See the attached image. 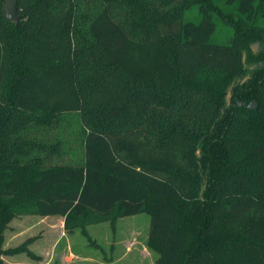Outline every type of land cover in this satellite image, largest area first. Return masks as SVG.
Returning a JSON list of instances; mask_svg holds the SVG:
<instances>
[{
    "label": "trees",
    "instance_id": "trees-1",
    "mask_svg": "<svg viewBox=\"0 0 264 264\" xmlns=\"http://www.w3.org/2000/svg\"><path fill=\"white\" fill-rule=\"evenodd\" d=\"M3 4L0 256L35 257L2 248L14 218L145 214L157 264H264V0Z\"/></svg>",
    "mask_w": 264,
    "mask_h": 264
},
{
    "label": "rangeland",
    "instance_id": "rangeland-1",
    "mask_svg": "<svg viewBox=\"0 0 264 264\" xmlns=\"http://www.w3.org/2000/svg\"><path fill=\"white\" fill-rule=\"evenodd\" d=\"M220 37L222 38V35ZM251 47L254 55L260 54L264 49V45L258 43H254ZM247 76L248 74L245 73L239 78V82L246 80ZM232 94L230 92L229 98L226 95L227 104L231 103ZM68 117L70 118L66 132L60 136L53 133L56 138L70 141V147L74 143L75 155L65 157L64 163L75 161L80 155L78 120L74 115ZM86 231L89 240L80 231L66 233L61 218L36 216L14 218L4 231L2 248L12 249L26 243V250L35 257L25 252L0 257L4 264H42L47 259L36 254L43 255L42 249L46 248L51 251L52 259L48 264H59L57 259L63 250L71 251L74 255L89 260L69 264H157L158 256L146 246L149 217L145 214L119 219L113 225L109 223L91 225Z\"/></svg>",
    "mask_w": 264,
    "mask_h": 264
},
{
    "label": "water",
    "instance_id": "water-1",
    "mask_svg": "<svg viewBox=\"0 0 264 264\" xmlns=\"http://www.w3.org/2000/svg\"><path fill=\"white\" fill-rule=\"evenodd\" d=\"M2 14L6 21L16 23L19 20V16L17 14V0H4V4L2 6ZM231 88L232 85L227 91V98H229L230 96ZM248 108L253 110L255 108V103L252 102Z\"/></svg>",
    "mask_w": 264,
    "mask_h": 264
},
{
    "label": "crops",
    "instance_id": "crops-1",
    "mask_svg": "<svg viewBox=\"0 0 264 264\" xmlns=\"http://www.w3.org/2000/svg\"><path fill=\"white\" fill-rule=\"evenodd\" d=\"M63 235V234H62ZM45 250L42 249V251L44 252V254H36V256H44L45 260L43 263L44 264H48L52 261L50 255H51V251L49 249L44 248ZM59 261V264H69V263H73L76 261H81V262H88L89 260L85 257H78L77 255H74L71 251L68 250H63L61 255L58 257L57 259ZM42 263V264H43Z\"/></svg>",
    "mask_w": 264,
    "mask_h": 264
}]
</instances>
